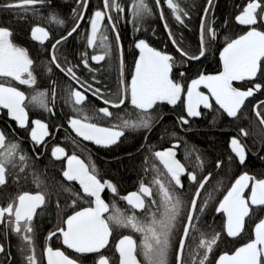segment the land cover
Masks as SVG:
<instances>
[{"label":"flooded vegetation","instance_id":"flooded-vegetation-1","mask_svg":"<svg viewBox=\"0 0 264 264\" xmlns=\"http://www.w3.org/2000/svg\"><path fill=\"white\" fill-rule=\"evenodd\" d=\"M43 1L0 0V164L4 168L3 171H0V264H45L42 261V255L44 244H46V236L62 227L65 219L72 213L92 205L93 198L83 195L74 177L68 180L67 184L63 180L64 159L56 160L53 157L55 147L61 149L66 147L64 143L69 139V135H71L74 139L73 142L76 144L90 148L88 146L90 144L77 140L70 133L66 123L69 117L122 132L115 143L108 147H97L99 149L116 147L124 137H132L138 130L142 132L141 142L144 144L149 138L154 137L155 132L161 125L171 122L173 128L170 130L173 134L164 139V142L160 144L161 147L152 150V155L155 158L154 151H166L183 166V171L176 174L177 183L169 178L162 168L163 172L166 173V179H164L167 184L177 187H181L185 179L192 183L196 181L194 171L189 167L186 168L181 159L184 157L183 155L188 153L186 145L181 143V140L185 139L186 134L197 126V120L212 124L223 119H240L243 124L247 126L249 124L253 125L264 133V52L259 59V67L256 74L247 80H238L230 75L224 76L222 61L220 65L222 69H219L218 72H214L213 67L209 63L208 67L199 68V61L206 57L208 52L209 39L211 40L214 37L213 31L208 25V13L213 0H211L204 15L205 7L209 1L206 0L202 15L199 18L198 36L194 51L187 53L177 43L174 42V45H172L169 40L172 49L176 51V54L173 55L172 53H165L147 42L151 47L165 54L166 62L171 67L170 79L175 85H180L181 88L179 97L173 105L156 102L148 110L138 109L131 104L129 80L133 73L134 62L129 70L124 63L122 54V63L120 64L116 38H114V43H116L119 61L117 75L110 77L107 75L106 69L94 70L93 73L89 71V68L86 70V67H88L87 62L91 65H97L104 63L110 56L111 41L108 40L106 34L101 35L100 33V27L103 23L100 21L102 18L101 11L95 10L91 14L88 22L87 38L84 39V31L82 28L80 30L85 19L84 16L79 26L72 33V35L77 33V37L70 38L71 35L59 40L61 37H52L50 29L53 25L51 22L42 24L37 20V9L42 5ZM108 1L106 0V8H108ZM241 2V8L239 10L235 9L232 13L234 32H229L231 27L227 25L226 20L222 24L228 36L219 49L218 54L232 40L247 31L256 30L264 33V3L261 0L238 1L240 4ZM83 6L84 3L79 17ZM111 6L112 12L114 6L112 4ZM63 9V12L66 13L67 9L65 7ZM111 12L109 16L112 20ZM94 18L97 19L96 34L92 44H89L90 25ZM105 18L112 30L108 18ZM20 26L24 27L22 33L17 31ZM37 27L44 29L47 35H41L36 38V34L33 35V32L34 28ZM218 54L217 56H219ZM69 63L72 64L70 65ZM261 64L263 70H260ZM91 76H93L92 79H90ZM224 77L225 79L222 80L221 78ZM220 79L227 86H220ZM215 82L218 84H215ZM227 91L233 94L231 95ZM7 93L14 94L16 98L18 97V100L21 97V93L24 95L22 106L28 116L24 128H20L17 119L9 117L8 110L5 108L9 103L4 97ZM234 94H247L248 96L244 98L236 109L234 116L230 117L228 114L236 106ZM187 97L194 103V110L191 111L192 116L186 114L185 103ZM74 98L80 102L76 103ZM218 101L224 102L223 104L230 110L221 108L217 104ZM83 116H88V119H84ZM33 120H38L41 124L42 122L45 123L48 131V136L40 145L43 148L41 150L37 149L35 153H32L33 159L39 160L40 157L45 156L49 158L48 161H50L51 165L53 161L59 163L56 166L52 165V167L54 166L53 169L60 179V182L57 183L58 187H64L70 196L71 201L69 203L67 199L58 203V198L60 197L55 196L53 190L48 191L46 194L43 193L40 189L44 184L36 187V183L22 184L20 181L21 176L15 169V164L21 159L20 152L17 153L13 142H19V140L25 138L23 135L26 134L28 136L30 134L31 129L34 127ZM139 122L143 124V129L139 128ZM231 138H235L238 141L239 146L244 150L246 158L247 148L242 142L251 138L249 129H242L241 134L237 132L231 133L228 136V148ZM90 146L92 149L93 145ZM229 151L237 159L230 148ZM22 153L24 157L28 156L24 151ZM88 170L91 172L89 168ZM243 173L249 175V186L244 192V196L247 197L253 180L264 179V177L256 178L249 171ZM96 176L101 184L100 195L107 205V212L104 215L106 219V216L111 211L108 195L111 198L114 197L115 191L119 187L110 176L108 178L103 177L99 172H97ZM205 178L200 181L199 185L206 180ZM144 183L147 184V182L141 180L130 190L139 191L140 185ZM147 185L151 188V193H153L155 187L160 190L163 189L161 184L152 182V184L148 183ZM22 186L26 188L22 189ZM36 191H41L44 194L40 204L37 197H35L27 200L28 202L25 206H20L19 197L21 194L35 195ZM152 198V196L146 197L145 204L140 210L128 208L132 211H144L148 208L147 203ZM84 199L87 200L86 205L83 204ZM52 210L55 213L54 220L61 221L55 226L50 225L49 232L43 235L42 240H40L37 234L38 218L42 215L45 216L46 212L51 213ZM157 235L160 238L161 246L164 245L168 235L165 240L161 235ZM110 241L111 236L108 245ZM49 243L52 249H61L66 255L81 264H98V258L102 256L106 258L108 264H114L112 263L114 257H112L111 249L106 251L108 245L103 252L82 254L63 247L59 235L51 236ZM114 244L113 249L115 252ZM116 259V264H118V256ZM260 262L263 264L262 259H260Z\"/></svg>","mask_w":264,"mask_h":264},{"label":"trees","instance_id":"trees-1","mask_svg":"<svg viewBox=\"0 0 264 264\" xmlns=\"http://www.w3.org/2000/svg\"><path fill=\"white\" fill-rule=\"evenodd\" d=\"M238 1H212L208 13V25L214 37L209 39L208 52L206 57L199 61V68L208 67L210 64L214 72L220 69L217 54L228 36L222 24L226 20L227 25L231 27L229 32H234L232 13L242 6V2L240 4ZM261 1L264 3V0ZM159 2L173 41L187 53L194 51L198 36V22L206 0H159ZM83 3L84 0H44L37 9V20L42 24L51 22L52 37H61L75 25ZM114 4L111 18L121 41L124 63L129 70L137 54L133 49L137 38L145 39L151 46L165 53L176 54L162 27L154 0H114ZM64 7L67 9L66 13L63 12ZM95 10L101 11L100 21L103 23L100 33L101 35L106 34L108 40L111 41V50L109 58L104 63L91 65L87 62L86 70L89 68V71L93 73L94 70L106 69L107 75L112 77L118 72V53L112 30L102 13V0H89L80 30L83 29V37L87 38L88 22ZM23 29L24 27L20 26L17 31L22 33ZM72 37H77V33L70 38ZM85 48L87 49L86 44ZM260 70H263L262 64ZM92 78L93 76L90 77ZM83 118L88 119V116H83ZM196 124L197 126L186 134V138L181 140V143L185 144L188 149V153L181 159L186 168L189 167L194 171L196 181L192 183L185 179L181 187L170 184L171 186L163 188L164 191H158L156 187L153 201L147 203L148 208L144 211L130 210L124 204L122 194L129 191L141 179L150 184L154 183L155 179H166L165 173L152 155V150L161 147L160 144L164 142V139L173 134L170 130L173 128L171 122L161 125L156 132L154 130V137L149 138L144 144L141 142L142 132L140 130L132 137H124L116 147L107 149H99L95 146L91 149L90 145L88 148L76 144L71 135L64 143L66 149L72 150L73 148L83 155L89 169L94 174L99 172L101 176L112 177L119 187L114 197L111 198L108 195L111 211L106 216L112 233L106 251L111 249L112 257H114L112 263L117 262L113 249L115 240L123 235H131L136 243L135 253L142 264H175L178 240L184 221L191 201L197 193L198 185L205 177H207L206 182L197 193L193 219L182 251L181 264H214L219 254L231 252L252 238V227L264 214V206L251 209L245 219L242 232L236 237L226 236L224 217L222 212L217 211V206L239 174L249 171L256 178L264 177V133L253 125L243 124L240 119H223L212 124L197 120ZM242 129H249L251 138L242 142L247 148V156L244 163L239 165L237 159L229 151L228 136L233 132L241 134ZM24 158L22 171L25 172V176L20 177L22 184L36 183V187L44 184L53 188L58 186L60 179L53 167L59 163L53 161L54 166L52 167L48 161L49 158L45 156L40 157L39 160L33 159L31 155ZM23 188L26 187L22 186ZM159 194L164 197L167 194L176 202L177 213L175 212L174 219L178 223L173 229H169L168 237L162 245L163 253L153 259V257L149 258L150 254L145 253L142 247L145 233L148 235L145 231L148 228L145 225L154 229L166 206L164 198L159 199ZM83 204H87L86 199ZM171 211L166 210V214L170 216ZM54 214L52 210L51 213L46 212L45 216L38 218V239L42 240V236L49 230L50 225L55 224ZM149 237L152 240V236Z\"/></svg>","mask_w":264,"mask_h":264},{"label":"water","instance_id":"water-1","mask_svg":"<svg viewBox=\"0 0 264 264\" xmlns=\"http://www.w3.org/2000/svg\"><path fill=\"white\" fill-rule=\"evenodd\" d=\"M106 0H103L104 12L106 13ZM209 0L204 14L209 6ZM160 21L163 25L164 31L168 36L172 45H174L169 31L165 25L161 7L158 0H154ZM88 0L84 1L81 15L73 27V29L63 38H67L79 26L83 20ZM110 26L113 30L114 36L117 40L120 64L122 63V49L118 34L114 28L111 20L108 18ZM96 22L94 18L90 25L89 44H92L96 34ZM36 38L41 35L46 36V31L39 27L34 28L33 35ZM134 47L137 55L133 65V73L129 80L131 104L141 110H148L156 102L167 103L173 105L179 97L180 85H175L170 79L171 67L166 62V57L163 52L151 47L144 39H139L135 42ZM264 52V33L261 31L250 30L232 40L228 45L220 50V56L223 59L225 67V75H230L238 80L251 79L257 72L259 67V59ZM122 68V67H121ZM222 80L225 79L221 78ZM220 79V86H227V84ZM215 84H218L215 82ZM229 94H233L227 91ZM235 109L231 110L228 115L233 117L236 109L246 98L247 94H234ZM1 96V95H0ZM20 99L14 94L7 93L4 95L9 117L17 119L21 127L25 126L27 121V113L22 106L24 95L21 93ZM76 103L80 101L75 99ZM224 102L218 101L217 104L223 108L226 107ZM194 103L187 97L185 103L186 114L192 116ZM34 127L30 131L31 138L37 137L40 142L44 135H47L45 124L33 120ZM69 127L72 132L83 142L93 143L101 147H108L118 140L122 134L121 131L111 128L95 125L82 121L80 119L72 118L69 122ZM230 150L237 157L240 164L245 158L244 150L237 145L235 139H231L229 143ZM156 159L166 169L169 176L174 182H178L176 172L183 171V168L173 158L166 155L165 152H155ZM53 157L56 160L65 161V169L63 176H74L81 185L83 190L93 195L92 205L80 209L66 218L64 221V229H59L62 246L74 251L76 253H97L101 252L109 243L111 236V229L104 218L107 212V205L99 193L101 189L100 182L89 172L88 168L84 166L79 159L72 156H66L63 149L55 147L53 150ZM0 171H3L0 169ZM249 186L248 175H240L230 186L223 198L220 200L217 211L222 212L224 216V230L228 237L238 236L244 225V221L249 215L250 208L264 204V179L253 180L249 196L246 198L244 192ZM140 192L130 191L124 195L125 202L135 210H140L144 205L142 194L149 195L148 190L140 188ZM37 197L39 204L42 198L38 194L23 193L20 195V206H25L27 200ZM38 202V201H37ZM39 206V205H38ZM195 206V197L189 207L187 221L183 229V233L179 242L175 264H181L182 248L188 232V228L193 217ZM115 252L118 256V264H141L135 255V240L130 235L120 236L114 244ZM260 258L264 263V215L253 225L252 238L235 248L231 253H222L216 260L215 264H260ZM45 264H79L72 258L63 253L62 250L46 248L44 251ZM98 264H108L105 258H99Z\"/></svg>","mask_w":264,"mask_h":264},{"label":"bare ground","instance_id":"bare-ground-1","mask_svg":"<svg viewBox=\"0 0 264 264\" xmlns=\"http://www.w3.org/2000/svg\"><path fill=\"white\" fill-rule=\"evenodd\" d=\"M159 1V0H158ZM88 2H89V0H88ZM209 2V1H208ZM211 2V1H210ZM105 3L107 4V2L105 1ZM155 3V2H154ZM159 4H160V2H159ZM208 4V3H207ZM102 5H103V0H102ZM156 5V4H155ZM209 5H210V3H209ZM87 6H88V4H87ZM207 6V5H206ZM160 7H161V5H160ZM209 7V6H208ZM157 8V7H156ZM206 8V7H205ZM208 9V8H207ZM161 11H162V8H161ZM205 11V10H204ZM207 11V10H206ZM157 12H158V10H157ZM205 14H206V12H205ZM204 14V15H205ZM103 15H105V17H107V18H109L110 19V12H109V10H108V8H106V13L105 12H103ZM162 15H163V12H162ZM204 15H203V18H204ZM158 16H159V14H158ZM263 17H264V13H263ZM159 19H160V17H159ZM163 19H164V16H163ZM111 20V19H110ZM111 22H112V20H111ZM164 22H165V19H164ZM113 24V23H112ZM162 24V23H161ZM114 25V24H113ZM165 25H166V23H165ZM162 27H163V25H162ZM166 27H167V25H166ZM114 28L116 29V27H115V25H114ZM164 29V28H163ZM168 29V28H167ZM169 31V30H168ZM70 31H68L67 33H65L64 35H62L61 36V38H63V37H65L68 33H69ZM116 32H117V30H116ZM112 33H113V31H112ZM118 34V33H117ZM169 34H170V32H169ZM72 35V34H71ZM71 35H69V36H71ZM68 36V37H69ZM113 36H114V33H113ZM118 37H119V35H118ZM168 37V36H167ZM170 37H171V35H170ZM60 38V39H61ZM114 38H115V36H114ZM139 39H143V38H137L135 41H134V44H135V42L137 41V40H139ZM171 39H172V37H171ZM119 40H120V38H119ZM145 40V39H144ZM168 40H169V38H168ZM146 41V40H145ZM172 41H173V39H172ZM173 43H174V41H173ZM120 44H121V42H120ZM134 44H133V49H134V51L136 52V49H135V47H134ZM122 49V48H121ZM118 53H119V50H118ZM137 53V52H136ZM122 54H123V52H122ZM219 56H218V59L220 60L219 62H220V65H221V61H222V64H223V70H224V76H226L225 75V67H224V62H223V59H222V57L220 56V52H219V54H218ZM70 65L72 64V63H69ZM59 67V66H58ZM222 66H220V70L222 69L221 68ZM193 110H194V105H193ZM77 119V118H76ZM72 120V118L71 117H69V119L66 121V123H67V127H68V129H69V131H70V133L74 136V137H76V139L78 140L79 138L72 132V130H71V128L69 127V122ZM38 121V120H37ZM19 122V121H18ZM42 124H45V123H43L42 122ZM20 126V125H19ZM138 126H139V128H141V129H143V124L141 123V122H139V124H138ZM20 128H24V126L23 127H21L20 126ZM23 136H25V138H23V139H21V140H19V142H13L14 143V147H15V150L17 151V153H19L20 152V158L21 159H19V162H17L16 164H15V169L17 170V172H19V174H20V176L21 175H24L25 176V172L24 171H22V169H23V166H22V163H23V161H25V158H24V155H23V151H24V153L25 154H28V155H31V157H33V154L32 153H35L36 151H37V149L38 150H41L42 148H43V146H40L41 144H42V142L44 141V139L48 136V131H47V135H44L43 136V138L41 139V141L39 142L38 140H37V137H35L34 139H32L31 138V135L30 134H28V136H26V134L25 135H23ZM231 139H235V138H231ZM79 140H81V139H79ZM82 141V140H81ZM235 141H236V143H237V145H239V143H238V141L235 139ZM86 143H88V144H90V145H93V146H95V147H101V146H99V145H95V144H93V143H89V142H86ZM58 146H60V145H58ZM30 147V148H29ZM72 150H69V149H66V148H63V151L66 153V156L68 157V156H72V157H74V158H76V159H79L80 160V162L84 165V166H86L87 168H89V165H88V163H87V161L83 158V155L81 154V153H78L77 151H75L73 148H71ZM155 152H165L166 153V155L167 156H169V157H171V158H173L174 159V157L171 155V154H169L168 152H166V151H163V150H156V151H154V155H155ZM68 153H72V154H68ZM68 154V155H67ZM155 158H156V156H155ZM157 161H158V159H156ZM175 160V159H174ZM176 161V160H175ZM177 162V161H176ZM239 162V161H238ZM178 163V162H177ZM161 166V169L163 168L164 170H165V172L167 173V176L169 177V178H171L170 176H169V174H168V172L166 171V169L162 166V164L161 163H159ZM179 164V163H178ZM240 164V163H239ZM182 166V165H181ZM182 168H183V166H182ZM0 169H2V170H4V168H3V166L0 164ZM163 170V171H164ZM91 171V170H90ZM64 172V171H63ZM96 179H97V176H96V174H94L92 171L90 172ZM166 173H165V175H166ZM176 174H177V172H176ZM242 174H244V173H242ZM242 174H239L235 179H234V181L240 176V175H242ZM247 175V174H246ZM103 177H106V178H108L109 176H104V175H102ZM249 176V175H248ZM74 176H67V177H64V176H62V178H63V180L65 181V183L67 184V182H69L68 180H70L71 178H73ZM75 179H76V177H74ZM205 179H207V177L205 178ZM263 179V178H262ZM98 180V179H97ZM142 180V179H141ZM140 180V181H141ZM76 181L78 182V184H79V187H80V189H81V191H82V193H83V195L85 196V197H91V198H93V195L92 194H89L88 192H85L84 190H83V185H81V183H80V181H78L77 179H76ZM99 181V180H98ZM233 181V182H234ZM100 182V181H99ZM139 182V181H138ZM205 182H206V180H204L200 185H198V188H197V193L201 190V188L204 186V184H205ZM232 182V183H233ZM149 182H147V184H148ZM154 183L155 184H161L163 187L162 188H166V187H169V185L167 184V181L165 180V179H163V180H161V179H155L154 180ZM146 183H144V184H141L140 185V188H145L146 190H148V192H149V195L147 196V195H145V194H142V197H143V199H144V204H145V198L146 197H149V196H152L153 198H154V191H153V193H151V188L147 185ZM136 185V184H135ZM156 188V187H155ZM155 188H154V190H155ZM250 189H251V186H250ZM41 191H43V193H47L48 191H51V190H53V192H55V196H57V197H60V198H58V203H60V202H63V200L64 199H67V201H68V203L71 201L70 200V196L67 194V192L65 191V188L64 187H58V186H56V187H49V186H43V187H41V189H40ZM157 190L159 191L160 189H158L157 188ZM162 191H163V189H161ZM160 190V191H161ZM41 191H36L35 192V194H38V195H40L41 196V198H43L44 197V194L41 192ZM100 191H101V189H100ZM100 191H99V193H100ZM130 191H136V190H129V191H127L126 193H128V192H130ZM116 192V191H115ZM136 192H139V193H141L140 192V189H139V191H136ZM126 193H124V194H122V200H123V202H124V204L127 206V207H131L130 205H128L126 202H125V200H124V195L126 194ZM197 193H196V195L194 196L195 197V203H196V198H197ZM249 193H250V191H249ZM249 196V195H248ZM247 196V197H248ZM158 197H159V199H161V198H164V196L163 195H158ZM193 197V198H194ZM246 197V198H247ZM20 198V197H19ZM153 201V199L152 200H150L149 201V203H151ZM192 202V201H191ZM259 206H264V204H261V205H259ZM255 207H258V206H255ZM255 207H251L250 208V211H251V209L252 208H255ZM132 208V207H131ZM142 209V208H141ZM135 210V209H134ZM194 210H195V206H194ZM250 213V212H249ZM193 214H194V211H193ZM176 215V214H175ZM188 215V214H187ZM264 215V214H263ZM263 215L261 216V218L263 217ZM260 218V219H261ZM192 219H193V217H192ZM192 219H191V222H192ZM259 219V220H260ZM66 220V219H65ZM61 220H56L55 221V224L53 225V226H55V225H57L59 222H60ZM186 221H187V217H186V219H185V221H184V225H183V228H182V232H181V234H180V237H179V240H178V246H179V242H180V239H181V236H182V233H183V229H184V226H185V224H186ZM191 222H190V225H191ZM65 223V222H64ZM64 223H63V226L62 227H60V228H58V229H56V230H54V231H52V232H50L47 236H46V244H44V251H45V249L48 247V248H50V249H52V247H51V245H50V243H49V240H50V237L51 236H54V235H59L60 236V233H58V232H56V231H58L59 229H64L65 228V226H64ZM177 221H176V219H174V215H170V216H168L167 214H166V208H165V206H164V208H163V213H162V215H161V217L157 220V224L155 225V228L154 229H151L150 227H147V225H145L146 226V228H148L147 230H145V231H147L148 233H150V234H152V233H154V231L157 233V234H159V235H161L162 236V238L165 240V238L167 237V235H168V232H169V229L171 228V229H173L174 228V226H176L177 225ZM190 225H189V228H188V232H189V229H190ZM47 232H49V231H46V233ZM188 232H187V234H188ZM224 232H225V230H224ZM45 233V234H46ZM146 235H144V237H143V239H144V241H146L147 242V244L149 243V239H148V237H147V233H145ZM226 234V233H225ZM227 236V235H226ZM186 237H187V235H186ZM236 237V236H235ZM60 239H61V236H60ZM185 240H186V238H185ZM248 242V241H247ZM246 243V242H245ZM184 244H185V242H184ZM244 244V243H243ZM149 245V244H148ZM151 245L152 244H150L149 245V248L151 249L152 247H151ZM242 245V244H241ZM178 246H177V250H178ZM240 246V245H239ZM183 247H184V245H183ZM154 248L156 249L155 250V253L156 252H158L157 254L159 255V254H162L163 253V247L161 246V243L158 241V243H157V245H155L154 246ZM237 248V247H236ZM56 250V249H55ZM58 250H61V249H58ZM104 250V249H103ZM103 250L101 251V252H103ZM44 251H43V255H42V261L45 263V259H44ZM182 251H183V248H182ZM74 252V251H73ZM232 252V251H231ZM231 252H223V253H231ZM64 253V252H63ZM82 254H83V252H81ZM98 253V252H97ZM97 253H88V254H97ZM100 253V252H99ZM155 253H153V254H155ZM176 253H177V251H176ZM65 254V253H64ZM150 254H152V253H150ZM222 254V253H221ZM66 255V254H65ZM220 255V254H219ZM218 255V256H219ZM68 256V255H67ZM217 256V257H218ZM68 257H70V256H68ZM103 258H105L104 256H102ZM102 257H99V258H102ZM71 258V257H70ZM99 258H98V261H99ZM73 260H75L74 258H72ZM106 259V258H105ZM260 259H262V258H260ZM216 260V259H215ZM76 262H78L77 260H75ZM175 261H176V258H175ZM36 262V261H35ZM39 262V261H38ZM181 262H182V259H181ZM262 262H263V260H262ZM79 264H81L80 262H78ZM260 264H261V262H259ZM215 264V263H214ZM264 264V263H263Z\"/></svg>","mask_w":264,"mask_h":264},{"label":"rangeland","instance_id":"rangeland-1","mask_svg":"<svg viewBox=\"0 0 264 264\" xmlns=\"http://www.w3.org/2000/svg\"><path fill=\"white\" fill-rule=\"evenodd\" d=\"M110 2H111V4L114 6L115 4H114V0H111V1H108V10L111 12V4H110ZM162 191V190H161ZM163 191H164V189H163ZM168 194V193H167ZM166 194V196L164 197V205H166L165 206V208H166V210H168L169 212H170V210H172L171 211V215H175L176 213H177V211H176V202L173 200V198L172 197H170L169 195H167ZM170 209V210H169ZM176 212V213H175ZM152 229V228H151ZM148 239L150 238L149 236H152V240L151 239H149V245L150 244H152L151 245V249L149 248V245L147 244V242L146 241H144V244H143V247L142 248H144V250H145V253H148V254H150V253H152V254H150L149 255V258H151V257H153V259L154 258H156L157 257V253L158 252H156L155 253V248H154V246L155 245H157V243H158V241L160 240V238L158 237V235H157V233L154 231V233H152V234H150V233H148ZM153 253H155V254H153Z\"/></svg>","mask_w":264,"mask_h":264}]
</instances>
